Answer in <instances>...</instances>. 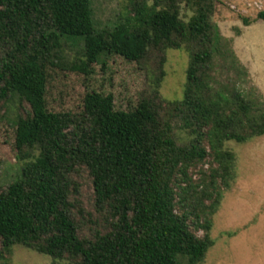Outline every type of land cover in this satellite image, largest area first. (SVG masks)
<instances>
[{
    "label": "trees",
    "instance_id": "trees-1",
    "mask_svg": "<svg viewBox=\"0 0 264 264\" xmlns=\"http://www.w3.org/2000/svg\"><path fill=\"white\" fill-rule=\"evenodd\" d=\"M4 1L0 120L16 126L21 164L0 187V258L22 245L53 264L202 263L236 179L227 143L264 136V97L246 86L249 73L213 20L221 0H131L104 29L92 0ZM241 19L264 21V10ZM61 38L85 39L84 53L68 62ZM183 48V99L167 101L166 52ZM113 54L151 61L136 109L116 110L114 97L98 92L81 111L48 109L47 63L87 73Z\"/></svg>",
    "mask_w": 264,
    "mask_h": 264
},
{
    "label": "rangeland",
    "instance_id": "rangeland-1",
    "mask_svg": "<svg viewBox=\"0 0 264 264\" xmlns=\"http://www.w3.org/2000/svg\"><path fill=\"white\" fill-rule=\"evenodd\" d=\"M130 1L92 0L98 28L115 25L126 14ZM154 1L148 3L152 5ZM262 10L264 0H221L213 20L223 36L232 41L237 57L248 71L246 86L256 88L264 97V21L245 26L241 19H256ZM183 13L188 20L190 14ZM61 43L68 62L84 53L85 39L61 38ZM166 53V76L160 92L167 101H181L190 54L185 48ZM46 67L47 107L54 112L81 111L86 95L92 92L112 95L116 110L132 111L149 89L154 74L150 60L138 62L115 54L107 57L106 65L93 63L87 73L61 69L50 63ZM18 107V101L14 100L10 106L13 120ZM227 147L237 157L236 179L215 216L212 231L215 245L200 264H264V136L245 144L229 142ZM20 164L16 158V126L0 120V187L13 180ZM54 262V258L22 245L14 246L0 258V264ZM57 263L74 264L68 260Z\"/></svg>",
    "mask_w": 264,
    "mask_h": 264
}]
</instances>
